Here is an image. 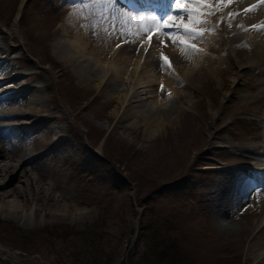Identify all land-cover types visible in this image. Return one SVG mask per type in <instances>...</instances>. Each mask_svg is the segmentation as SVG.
<instances>
[{
  "label": "rangeland",
  "instance_id": "374dc122",
  "mask_svg": "<svg viewBox=\"0 0 264 264\" xmlns=\"http://www.w3.org/2000/svg\"><path fill=\"white\" fill-rule=\"evenodd\" d=\"M195 2L183 0L192 8L188 4L190 14L177 18L178 26L194 28L193 13L199 7ZM118 5V0L106 4L91 0H0V50L8 49L7 54L3 52L7 56H20L5 64L21 66V73L38 71L40 76L34 84L42 81L48 86L38 91L44 99L39 108L55 105L53 113L63 115L30 129L32 135L41 136L43 143L31 137L26 142L21 140L25 129L19 134L21 148L36 156L26 167L40 165L35 173L44 188L28 190L35 199L29 198L28 204L16 212L6 201L21 203L26 196H10L8 191L25 188L26 176L13 177L9 186L0 187V248L17 251L22 256L17 260L21 264H87L90 252L100 257L101 264H156L148 244L153 231L166 225L180 235L181 244L199 264H261L256 258L259 249L250 251L256 242L251 238L253 229L261 216L252 215L248 207L251 188L245 183L246 176L236 171L245 166L246 161L240 159V154H245L235 147L261 142L251 138L260 132L257 122L261 113L243 110L251 96L248 91L247 99L234 102L230 96L231 88L244 84L242 80L252 75V70L244 68L237 84L224 78L225 88L210 74L197 72V92L184 84L180 92L186 97L179 100L168 95H164L168 100H163L158 94L161 101L156 104L151 94L147 97V114L158 112L164 117L163 128L152 136L146 132L144 121L123 125L127 120L123 118V106L115 98L100 94L103 84L98 78L110 70L111 63L100 68L89 54V58L80 56L75 67L67 60L68 52L56 49L59 39L74 41L81 33L84 41L89 38L90 47L101 46L110 55L113 52V57L118 46L126 44L133 49L131 32L120 31V42L114 41V31L108 24L113 15H122ZM129 19L131 25L133 19ZM66 23L73 34L60 37L58 29ZM162 23L152 24L155 32L159 29L155 35L160 36L163 46L180 45L167 40L170 33L180 43L196 39L184 31L166 30L159 25ZM150 31L141 43L149 44ZM187 50L177 53L175 65L189 63L197 53L192 47ZM112 59L119 63L117 55L106 61ZM157 63L156 71L169 77L168 62L158 57ZM175 83L173 86L179 88ZM178 106L186 113L176 115ZM34 114L48 115L46 110ZM172 116H179L180 125L176 118L170 119ZM55 133L62 139L50 145L47 135L53 137ZM59 152L63 158L55 156ZM219 187L224 191L213 193ZM98 222L107 231L105 236L84 240V230ZM1 254L9 256L4 251ZM0 264L14 263L0 256Z\"/></svg>",
  "mask_w": 264,
  "mask_h": 264
},
{
  "label": "bare ground",
  "instance_id": "6f19581e",
  "mask_svg": "<svg viewBox=\"0 0 264 264\" xmlns=\"http://www.w3.org/2000/svg\"><path fill=\"white\" fill-rule=\"evenodd\" d=\"M169 1L121 0L122 4L118 5V9L120 11L123 9V12H118L122 15H113L108 24L114 31V41L119 40L120 42V31L131 32L134 47L133 49H129L124 44L115 48L119 63L115 59L106 61L109 58H114L116 55L113 57V52L110 55L101 46L90 47L89 38L84 41L82 33L80 37L79 35L78 37L75 35L77 40L75 39L74 41H66L63 38L62 40L59 39L56 42V49L59 53L68 52L69 55L66 56L67 60L73 63L75 67L77 66V59L80 56L83 58L86 56L87 58L89 54L91 55L90 58L97 60L100 68H107L106 62H110V70L102 73L98 78L100 83L103 84L100 94H106L109 97L115 98L123 106V118H127L123 125L128 124L126 126H133L132 124H138L139 121L146 122V132L149 136L158 132L160 127H162V119L164 118L158 112L147 114L149 113L145 109L148 105L147 97L151 94L153 102L156 104L161 101L158 99V94L164 98L163 100H168V96L173 100L174 98L181 99L186 97V93L180 92V88L184 84L188 85L194 92H197L196 89L199 86H195L194 83L196 82V78H199L196 77L198 73H203L205 76L210 74L212 78L218 79V83L222 88H225L226 82L224 78L229 80L230 84H237L244 76V68L252 70V75L248 76L245 81L242 80L244 84L238 83L240 84L239 87L237 86L238 88H231L230 96L232 101L236 102L242 98L247 99L246 93L249 92L251 96L247 99L248 103L242 107L243 110L261 113V117L258 118L259 121L257 122L260 132L254 134V136L252 134L251 137L253 139H261V142L235 145V147L245 154H240L242 156L240 157L241 161H246L245 166L243 168H236V171L245 175V183L250 185L251 189L248 191L249 194L247 193L250 201L248 207L252 209V215L261 216V219L255 224V228L253 229L251 238H256V242L252 243L250 251L253 253V249L257 247L260 251L257 252V262L264 264V30L252 27L253 25H264V3H260V0H232V3L229 4L226 0H209L207 7L198 4L199 7L193 13L196 18L194 19L193 29L199 28L205 34L202 37H196L195 40H189L191 43L182 41L180 43V40L170 33L167 40L172 41L173 39L174 41H179L180 45L168 44L163 46L159 42L160 36L155 35L159 29L156 32L153 30L154 22L158 21L162 14L171 13L167 17L170 19L171 17H175L178 25L177 18L181 17V15L177 16L175 7L170 8ZM181 3H183V0H181ZM22 4L23 2H21ZM188 4L186 6L189 9ZM189 5L191 6V4ZM252 5H256L254 10L244 11ZM137 8L142 9V11L136 12L133 10ZM213 8H215L214 14L204 15L206 12H211ZM153 16L158 19L154 21ZM129 18L133 19L131 25ZM68 25L66 23V27L58 29L60 37L73 34L69 30ZM159 25L161 27L164 26L163 23ZM163 28L170 30L166 26ZM149 30H151V33L148 32L149 34L153 33L152 36L149 35L148 37H151V40L149 39V44L151 45L146 42L141 43L144 35ZM160 31L162 32L161 29ZM76 32L78 31L75 30ZM192 45H195V49L199 50H197V53L193 57L189 58V63L181 62L175 65L173 60L178 56L177 53L185 48L191 50ZM3 52L7 54L9 51L8 49L0 50V160L2 162L0 163V187L5 188L9 186L13 177L24 178L26 176L24 181L22 180L25 182V188L12 187L13 189L8 191L10 196H26L21 203L15 200L10 201L9 199L6 201V204L10 205L17 212L24 205L28 204L26 202L29 201V198L35 199V194L30 195L27 192L28 190L35 191L38 187L40 189L44 188L43 184H41L43 182L42 179H39L35 173L37 167L40 165L36 167L32 166L31 168L26 167L35 161L34 158L36 156L34 157L27 149L21 148L20 142L21 140L26 142L31 137L30 139L37 142L42 141L43 143L44 141L41 139V136L39 137L37 134L32 135L30 129L47 121L59 120V118H63V115L53 113L55 105L44 107L43 110H46L48 115L38 116L34 114L43 111L41 107V109L39 108L38 104L44 102V99L38 91L41 87L47 88L48 86L44 85L42 81V84H34L33 81L40 76L38 71L33 70L28 73H21L19 72L21 66H19L20 68L11 64L7 66L6 62L9 63L12 59H20V56L15 54L13 56L8 54L7 56ZM165 56L170 58V61L166 60L169 64L168 68L171 70L169 77H164L156 71L158 57L164 58ZM27 64L23 63L22 65L26 66ZM88 77H90L89 79H93L92 76ZM208 77L210 78V76ZM175 82L179 83V88L178 85L173 86L176 84ZM176 113V115L181 116L186 113V110L184 107L178 106ZM173 118H176L178 124L181 122L179 116L170 117L171 120ZM48 128L51 130L50 126ZM24 129L26 130V135L20 140L19 134ZM44 135H46V131L42 133V136ZM55 135L57 134L55 133L53 137L49 134L47 135V142L50 145L52 143L54 145L55 142L62 139L59 135ZM20 150L24 151L20 153ZM55 156L61 158L63 153L59 152ZM10 168L11 170H9ZM2 177L5 178L1 179ZM217 189L213 193L224 191L220 187ZM36 200L39 201L40 199L36 198ZM224 227L230 228L229 224H224Z\"/></svg>",
  "mask_w": 264,
  "mask_h": 264
},
{
  "label": "trees",
  "instance_id": "16d2710c",
  "mask_svg": "<svg viewBox=\"0 0 264 264\" xmlns=\"http://www.w3.org/2000/svg\"><path fill=\"white\" fill-rule=\"evenodd\" d=\"M99 225L100 223L98 222L94 224V226L84 230V240L86 237H97V239L103 238L107 231L104 229V226ZM174 232V230L166 227V225L161 226L157 231H153L154 236L148 244V252L152 253L153 262L156 264H199L196 257L187 251L185 246L181 244L182 238L180 235H177ZM143 236L145 241H147V235L144 234ZM152 256H149V258ZM88 258L87 264H101L100 257L96 254L90 252ZM143 258L144 260L149 261L144 255ZM119 264H123V262L121 261Z\"/></svg>",
  "mask_w": 264,
  "mask_h": 264
},
{
  "label": "snow or ice",
  "instance_id": "6c2138e0",
  "mask_svg": "<svg viewBox=\"0 0 264 264\" xmlns=\"http://www.w3.org/2000/svg\"><path fill=\"white\" fill-rule=\"evenodd\" d=\"M91 2L94 4H100V3L106 4L109 2V0H91ZM188 2H191V0H188ZM226 2L230 4L232 3V0H226ZM196 3L207 7L209 0H196ZM260 3H264V0H260ZM174 7L176 9L177 15L190 14L188 7L186 6V4L181 3V0H174ZM255 8H256V5H252L250 8L245 9L244 11L245 12L252 11ZM214 12H215V8H213L211 12L204 13V15L214 14ZM152 18L154 21L158 19L155 16H153ZM163 25L168 27L171 31H175V32L184 31L187 35L197 37V38L202 37L205 34L204 31H201L199 28L191 29L189 28L188 25H183L182 27L178 26L176 23L175 17H171V19L169 17H166L163 20ZM229 26H231V24H229ZM252 27L258 30H264V25H259V26L253 25ZM176 43H179V41H176ZM192 47L195 49V45H192ZM196 50H199V49H196ZM164 59L170 61V58L167 56H165Z\"/></svg>",
  "mask_w": 264,
  "mask_h": 264
},
{
  "label": "water",
  "instance_id": "95a60500",
  "mask_svg": "<svg viewBox=\"0 0 264 264\" xmlns=\"http://www.w3.org/2000/svg\"><path fill=\"white\" fill-rule=\"evenodd\" d=\"M1 245V244H0ZM2 251H6L12 258H10L9 260L13 263H16V259L20 258V256L18 254H15V251H11L7 248V246H3L0 248V256L2 258H6L4 255L1 254Z\"/></svg>",
  "mask_w": 264,
  "mask_h": 264
}]
</instances>
